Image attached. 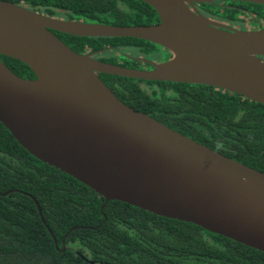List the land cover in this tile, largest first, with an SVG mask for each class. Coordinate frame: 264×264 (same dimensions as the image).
<instances>
[{"label": "water", "instance_id": "obj_1", "mask_svg": "<svg viewBox=\"0 0 264 264\" xmlns=\"http://www.w3.org/2000/svg\"><path fill=\"white\" fill-rule=\"evenodd\" d=\"M142 1L158 23L62 19L0 0V54L35 75L21 77L0 60V122L31 155L105 203L123 201L264 251V172L130 107L98 74L205 84L264 104V27L224 28L194 7L222 0ZM53 30L144 39L172 57L129 68L75 52Z\"/></svg>", "mask_w": 264, "mask_h": 264}, {"label": "trees", "instance_id": "obj_2", "mask_svg": "<svg viewBox=\"0 0 264 264\" xmlns=\"http://www.w3.org/2000/svg\"><path fill=\"white\" fill-rule=\"evenodd\" d=\"M7 1L62 19L121 26L159 22L142 0ZM203 5L211 13L225 10L227 18L243 13L264 19L260 4ZM53 32L75 52H96L100 60L125 67L157 46L132 37ZM0 60L21 77H35L15 58L0 54ZM99 76L130 107L264 172V104L205 84ZM0 264H264V251L123 201L105 203L78 179L31 155L0 122Z\"/></svg>", "mask_w": 264, "mask_h": 264}, {"label": "flooded vegetation", "instance_id": "obj_3", "mask_svg": "<svg viewBox=\"0 0 264 264\" xmlns=\"http://www.w3.org/2000/svg\"><path fill=\"white\" fill-rule=\"evenodd\" d=\"M214 2H217V1H214ZM211 3H213V2H211ZM218 5H223V6H228V7H231V6L236 7V1H233V0H222L221 2L218 1ZM194 7L200 14L208 17L209 19H211L215 23H219V24L223 25L224 28L227 27V28L236 29L233 26L229 25L228 23L219 22L216 19V17H218L217 14L209 12L206 9V7L203 5V3H200V4L195 3ZM239 8H241V10L243 12H245L244 10H247L246 8H242V7H239ZM238 14L245 16L246 20L249 18L247 15H245L243 13H238ZM219 17H221V16H219ZM224 19L225 20H229L230 22L234 20L232 18H227L226 16H224ZM246 20H240V21H246ZM234 21H236V20H234ZM246 24H249V26L248 27L245 26ZM245 25H241L240 24L237 28H242L243 29L244 26H245V29H260V28L264 27V20L260 21V20H250V19H248L247 22H245ZM156 47L161 48L163 50L162 52H164L166 54L164 60L172 57L171 53L168 50L162 48L159 45H157ZM90 53H92V56L94 58L99 59V54L98 53H96V52H90ZM149 56H152V54L151 55H147L146 57H140V56L134 57L135 59H137V61L133 64L132 67H129V68H135V69H151V68H153V65L156 64V63H159V61L156 60L155 58H150ZM129 57L133 58V56H129ZM117 65H120V64H117Z\"/></svg>", "mask_w": 264, "mask_h": 264}, {"label": "rangeland", "instance_id": "obj_4", "mask_svg": "<svg viewBox=\"0 0 264 264\" xmlns=\"http://www.w3.org/2000/svg\"><path fill=\"white\" fill-rule=\"evenodd\" d=\"M208 9V8H207ZM211 11H214L216 14H217V16L218 17H216V19L219 21V22H221V23H228L229 25H231V26H233L234 28H237L239 25H240V23H238V21L239 20H241V19H243V20H246V17L245 16H243V15H238V13L237 14H234V16L232 17V19H234V20H236V21H229V20H225L224 19V16L226 15V11L225 10H218V9H216V8H214V9H211ZM258 11H259V13L261 12V9L259 8L258 9ZM264 11H262V13H263ZM219 16H221V17H219ZM252 17H256V18H258L260 21H263L264 19L261 17V16H259L258 14H255V16H252ZM248 20V19H247ZM247 20H246V22H247ZM244 25H245V23H244ZM245 26H249V24H246ZM245 26H244V28H245ZM163 50L161 49V48H156V47H154V50L151 52L152 53V56H149L150 58H155L156 60H158L159 62H161V61H164V58H165V56H166V54L164 53V52H162Z\"/></svg>", "mask_w": 264, "mask_h": 264}]
</instances>
